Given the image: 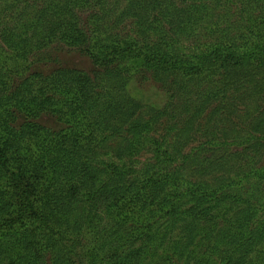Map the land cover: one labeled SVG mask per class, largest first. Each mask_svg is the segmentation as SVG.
Segmentation results:
<instances>
[{
  "label": "trees",
  "instance_id": "trees-1",
  "mask_svg": "<svg viewBox=\"0 0 264 264\" xmlns=\"http://www.w3.org/2000/svg\"><path fill=\"white\" fill-rule=\"evenodd\" d=\"M263 156L264 0H0V264H264Z\"/></svg>",
  "mask_w": 264,
  "mask_h": 264
},
{
  "label": "rangeland",
  "instance_id": "rangeland-1",
  "mask_svg": "<svg viewBox=\"0 0 264 264\" xmlns=\"http://www.w3.org/2000/svg\"><path fill=\"white\" fill-rule=\"evenodd\" d=\"M124 5V3H123ZM32 62H30V66L33 70H39L43 72H50L56 69L59 66L69 67V68H81L88 70L91 72L94 69V64L91 59L83 54H81L78 50L71 49V50H64L57 55L52 54L51 56L45 57H38V58H31ZM25 66H19L20 73H25L26 65L25 62L23 63ZM132 92L142 99L146 103H155L161 104L165 100L164 91L160 88L159 84L151 79L150 77L147 79H138L132 82L131 85ZM235 121H238V118H235ZM164 120L157 125V131L154 132V137H158L161 139L162 135L166 132V124L163 123ZM205 140V138H204ZM147 156L150 154H146ZM145 156L142 158L145 159ZM152 156V155H151ZM264 157V156H263ZM262 163L264 164V158L262 159ZM161 252V251H160ZM152 259V257H151ZM176 262L178 261L175 259ZM180 264H183L182 261H179Z\"/></svg>",
  "mask_w": 264,
  "mask_h": 264
}]
</instances>
